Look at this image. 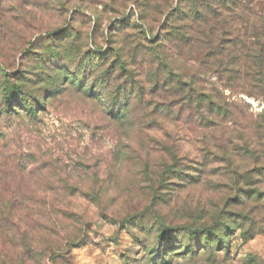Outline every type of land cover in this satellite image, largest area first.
Wrapping results in <instances>:
<instances>
[{
    "label": "rangeland",
    "instance_id": "obj_1",
    "mask_svg": "<svg viewBox=\"0 0 264 264\" xmlns=\"http://www.w3.org/2000/svg\"><path fill=\"white\" fill-rule=\"evenodd\" d=\"M208 1L196 0L201 11L232 8L212 0V10ZM187 7V0H0V83L31 69L58 35L71 38L77 59L111 43L126 62V72L110 70L100 87L91 76L93 94L66 87L35 119L0 118V264H150L144 258L158 231L224 222H242L245 237L236 227L227 248L200 242L171 264H264V169L256 171L264 168L256 148L264 91L252 80L226 89L231 75L212 66L203 42L177 36L181 24L166 20ZM155 48L168 60L159 66ZM65 63L72 71L80 64ZM170 72L181 84L165 80ZM190 85L198 104L196 96L188 102ZM116 92L125 97L113 100ZM117 103L129 107L128 119H113Z\"/></svg>",
    "mask_w": 264,
    "mask_h": 264
},
{
    "label": "trees",
    "instance_id": "obj_2",
    "mask_svg": "<svg viewBox=\"0 0 264 264\" xmlns=\"http://www.w3.org/2000/svg\"><path fill=\"white\" fill-rule=\"evenodd\" d=\"M228 1L229 5L232 6L230 11H201L204 7L202 8L201 4H197L196 0H187L188 11H174L171 13L172 22L168 18L166 22H169L170 28H175L181 24L177 36H181L182 39L191 37L189 44L194 45L199 41L203 42L200 44L206 51L205 56L213 60L212 66L214 65L217 69L232 76L228 77L226 89L232 90L235 86L234 81L250 82L249 80H252V88H258L263 92L264 0H247L248 2L245 1L246 6L240 4L241 0H213L219 10L225 8ZM206 3L208 4L207 8L214 9L215 5L213 6L212 0ZM252 3L255 4L250 9L249 5ZM227 17H229L228 25H226ZM174 24L175 27H172ZM50 36L52 35L49 34L48 39L52 38ZM59 37V35L53 36L52 46L47 45L44 51L28 64L27 69H31L27 72L25 70L19 71L15 81H11L12 76L4 75L3 81L0 83V118L7 117L8 119L12 114H24L35 119L46 101L51 97L60 95L66 87H74L85 94L91 92L93 94L95 90L87 87L91 76L95 77L94 83L100 87L106 84L110 70L113 72L125 71L126 62L121 59L119 51L111 43L103 52L94 50L88 53L87 57L77 59V48L72 46L73 44L69 45L72 42L71 38ZM154 53L158 56L157 66L163 61H168L159 57L160 53L157 48H155ZM73 60L80 62L74 71L65 63ZM85 60L86 63H84ZM105 62L108 64L106 68L104 67ZM78 74H81L80 78L77 77ZM171 74L173 73H168V77H164L165 80H170L173 83L172 80L176 77L174 83L181 84V78L176 75L170 77ZM216 74L220 73L216 71ZM241 74L246 77H242ZM192 82L193 79H189L186 84L192 85ZM191 85L188 102L189 104L194 102L196 96L195 102L198 104L200 100L197 94L192 93ZM120 97H125V93L116 92L113 100L118 101L117 99ZM262 97L264 99V93ZM210 99V97H205L208 104ZM201 101L204 100L201 99ZM111 112L113 119L117 122L128 119L129 115L132 114L128 106L120 105V103H117ZM262 118L264 120V111ZM261 142L257 144L256 148L257 152L264 154V139ZM261 169L264 168L257 167L256 171L260 173ZM249 174L246 173V175ZM236 227L243 230L242 236L245 237L247 231L244 230L242 222H234L231 225L226 222L218 223L214 228L185 227L173 229V234L158 231L157 246L147 250L144 260L150 264H171L174 257L193 253L192 247L194 245L199 247L200 242H202L200 245L202 249L212 248V243L215 240L217 247L227 248ZM181 250L182 252L176 253Z\"/></svg>",
    "mask_w": 264,
    "mask_h": 264
}]
</instances>
